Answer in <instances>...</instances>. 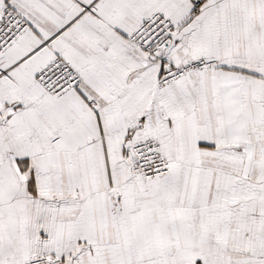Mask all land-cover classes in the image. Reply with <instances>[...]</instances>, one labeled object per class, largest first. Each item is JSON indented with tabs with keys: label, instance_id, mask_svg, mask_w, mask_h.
Masks as SVG:
<instances>
[{
	"label": "snow or ice",
	"instance_id": "snow-or-ice-1",
	"mask_svg": "<svg viewBox=\"0 0 264 264\" xmlns=\"http://www.w3.org/2000/svg\"><path fill=\"white\" fill-rule=\"evenodd\" d=\"M0 264H264V0H0Z\"/></svg>",
	"mask_w": 264,
	"mask_h": 264
}]
</instances>
